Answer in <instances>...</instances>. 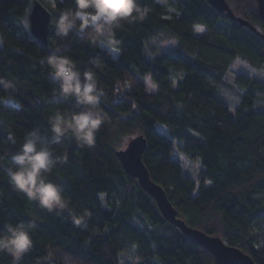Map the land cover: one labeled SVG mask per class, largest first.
<instances>
[{
    "label": "trees",
    "instance_id": "trees-1",
    "mask_svg": "<svg viewBox=\"0 0 264 264\" xmlns=\"http://www.w3.org/2000/svg\"><path fill=\"white\" fill-rule=\"evenodd\" d=\"M33 1L0 0V78L14 85L0 86V231L7 223L34 224V247L20 264H37L46 250L70 253L77 264H118L126 250L133 251L137 264H216L125 172L116 151L137 130L146 138L142 160L150 177L163 186L178 215L264 264V80L235 76L244 92L233 110L217 97L234 59L255 68L264 65V23L256 1L227 0L258 31L206 0H140L148 16L115 27L120 43L114 48L103 41L90 44L76 29L57 35L53 21L74 0H38L51 14L47 45L41 44L27 31ZM197 24L206 31L196 34ZM157 35L176 43L152 49L149 40ZM50 54L69 56L81 71L97 73L108 122L97 132L94 147H79L71 138L52 141L50 116L75 106L71 98L53 95L59 82L45 63ZM146 75L155 91L146 90ZM125 81L131 86L124 88ZM33 129L57 159L49 179L62 187L73 212H91L87 227L72 224L68 210L49 213L12 188L6 169ZM173 144L198 161L195 178L170 158ZM0 264H11L10 257L0 254Z\"/></svg>",
    "mask_w": 264,
    "mask_h": 264
},
{
    "label": "clouds",
    "instance_id": "clouds-1",
    "mask_svg": "<svg viewBox=\"0 0 264 264\" xmlns=\"http://www.w3.org/2000/svg\"><path fill=\"white\" fill-rule=\"evenodd\" d=\"M148 13L149 9L142 7L140 0H74L73 7L60 11L53 21V26L57 35L67 36L76 29L85 33V38L90 44L103 41L110 48H114L120 43L115 38V27L122 21L143 22ZM194 31L203 33L206 26L197 24ZM149 43L155 44L156 39L151 38ZM168 44H175V41H160L161 47ZM146 55L152 56L148 48ZM45 63L52 79L59 82V87L53 90V95L71 98L75 106L72 109L57 110L50 116L48 123L52 141L58 143L62 138H71L79 147H94L97 132L108 122V117L101 107L105 91L99 86L96 71L91 68L81 71L69 56L50 54ZM145 82L150 90H156L157 85L152 82L150 75L145 76ZM0 86L8 89L14 85L11 81L0 78ZM130 86V81L124 82V88ZM139 135L141 132L137 130L131 133L130 137H125L119 146L120 150L126 146L129 138ZM62 159L66 160L67 157ZM56 163L57 159L54 158L49 144L41 142L40 132L33 129L26 134L18 150L11 156L13 167H8L6 172L12 188L24 194L28 200L36 202L41 209L49 213L68 210L72 224L87 227L91 212L88 209L79 214L73 212L70 208L71 201L64 195L62 187L49 179L48 174ZM33 228L34 224L25 221L3 226L0 231V254L10 257L11 264H20L22 258L33 249L34 240L30 234ZM37 264L77 262L70 253L58 255L54 250H46Z\"/></svg>",
    "mask_w": 264,
    "mask_h": 264
},
{
    "label": "water",
    "instance_id": "water-1",
    "mask_svg": "<svg viewBox=\"0 0 264 264\" xmlns=\"http://www.w3.org/2000/svg\"><path fill=\"white\" fill-rule=\"evenodd\" d=\"M217 11L223 12L229 19L237 21L240 25L258 31L251 22L237 15L230 7L227 0H206ZM260 19L264 23V0H255ZM50 11L38 0L32 2L28 13L30 33L43 45H47ZM146 147V138L143 134L130 138L122 150L116 151L125 172L137 179L141 188L150 195L157 205L161 215L188 238L209 251L216 264H256L252 257L239 247L227 244L219 235L208 234L202 229L193 227L178 215L177 210L167 197L163 186L155 182L148 168L142 160Z\"/></svg>",
    "mask_w": 264,
    "mask_h": 264
},
{
    "label": "rangeland",
    "instance_id": "rangeland-1",
    "mask_svg": "<svg viewBox=\"0 0 264 264\" xmlns=\"http://www.w3.org/2000/svg\"><path fill=\"white\" fill-rule=\"evenodd\" d=\"M24 18L26 20V17ZM24 23L26 25V22ZM27 23H28L27 31L29 32L30 31L29 22ZM18 32L23 34V32L20 30H18ZM196 34H201V33H196ZM152 38L156 39L155 44L149 43L152 49L161 47L160 46L161 40H174L175 41L173 37H165L162 35H157ZM0 45H1V37H0ZM171 45H174V44H168L167 46H171ZM239 74H244V75H248L251 77L264 80V65L261 68H255V67L250 66L246 61L240 58H236L231 62L228 68V71L226 72L224 76L223 83L218 86L219 89L217 93V97L227 102L231 110H233L238 105V103L240 102L242 98L243 92H244V87L234 82L235 76ZM142 80L145 82V77H142ZM146 90L152 91L149 89L147 84H146ZM4 100L7 102H14V99L11 97H6L4 98ZM170 158L177 160L181 164L184 172L187 173L192 178H195L197 172L200 170V165L198 161L195 159H189L187 156H185L182 152L178 150V147L176 144H173L170 150ZM118 264H137V258L134 256L133 251L131 250L121 251L119 253Z\"/></svg>",
    "mask_w": 264,
    "mask_h": 264
}]
</instances>
